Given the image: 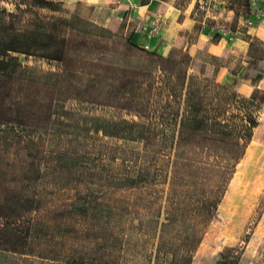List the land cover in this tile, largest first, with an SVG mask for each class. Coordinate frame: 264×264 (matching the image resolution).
Here are the masks:
<instances>
[{
  "label": "trees",
  "instance_id": "1",
  "mask_svg": "<svg viewBox=\"0 0 264 264\" xmlns=\"http://www.w3.org/2000/svg\"><path fill=\"white\" fill-rule=\"evenodd\" d=\"M33 6L52 9L48 0H22L14 12L0 8V252L29 256L41 249L38 256L44 259L64 257L41 246L91 231L90 226L71 229L70 220L88 221L109 193L137 191L139 206L148 205L146 189L164 183L166 204L157 209L149 200L148 221L139 222L147 230L148 223L157 221L152 229L159 243L151 264H168L163 249L173 253L169 264H189L198 230L174 252L163 248V234L179 218L188 225L182 206L187 202L191 216L204 221L216 216L259 125L257 115L242 109L249 100L227 85L189 75L179 62L161 55L166 65L159 68L160 86L155 72L106 65L102 58L80 57L85 65L73 68L72 21L46 17ZM95 43L81 45L105 47ZM16 54L58 61L63 68L57 72L24 65ZM106 107L136 118L98 112ZM51 185L56 189L49 190ZM103 207L101 217H93L101 219L98 239L103 243L95 245L104 253L91 263L119 264L106 254L123 249L112 224L113 215L123 213L111 204ZM163 211L168 218L161 222ZM221 255L217 264H239L235 247H226Z\"/></svg>",
  "mask_w": 264,
  "mask_h": 264
},
{
  "label": "rangeland",
  "instance_id": "2",
  "mask_svg": "<svg viewBox=\"0 0 264 264\" xmlns=\"http://www.w3.org/2000/svg\"><path fill=\"white\" fill-rule=\"evenodd\" d=\"M234 1L238 4V0ZM21 2L22 0H0V8L14 12ZM49 2L52 9H39L35 6L33 8L39 10L46 17L66 18L72 21L73 27L76 28V30L69 29V36L73 40V46L69 50L71 58H73V61L70 62L71 67L78 69L81 65H85L80 57L84 61L102 58L106 65L155 72L158 76L157 84L162 85L163 80L159 68L164 67L166 63L160 60V55L131 44L122 23H113L111 26L105 27L110 31L105 34L95 27L104 26L91 21L98 15L95 8L73 1L56 0ZM233 7L235 9V6ZM96 41L101 42L105 47L102 49L91 47L96 44ZM85 43L91 46L83 48L82 45ZM254 46L259 48V45L255 44ZM77 48H80L81 51H77ZM184 48L183 42L178 41L170 55L165 58L179 62L184 70H188L189 75L207 77L211 81H216L213 75L209 74L210 69L208 66L202 62L195 63L192 55ZM16 56L24 65L35 66L43 70L58 72L63 68V64L58 61L23 54H16ZM238 82L229 86L232 92H238ZM254 97L255 100L247 98L250 104L242 109L245 112H252L257 115L259 125L254 130L253 139L246 152L247 155L238 165L236 173L222 195L216 216L207 221L201 220L197 216H191L189 213L191 203L187 202L188 204H182V206L186 212V217L183 220H187L188 225L183 224L182 218H179L177 225L170 228V232L167 231L163 234L166 241L163 248L167 251H173L172 248H178L181 240L189 238L188 236L191 235L193 229L194 231L198 230L196 242L194 241V244H192L191 254L193 255H191L192 258L189 264H217L221 259L222 251L226 247H235L239 251V264H264V90L257 89ZM98 112L108 117L136 118L125 110L113 107L100 108ZM119 142L122 143V141ZM50 179L52 180V177ZM48 188L49 190L56 189L53 185L48 186ZM182 188L187 189L186 187ZM86 191L83 189L84 193ZM167 191L168 185L164 183L151 184L143 196L144 200H147L144 204L148 205L141 206H139L140 202L138 201L140 200V194L137 191L126 190L114 194L109 193L102 201V207L91 212V218L88 221L83 217H79L70 220L68 223L73 230H85L86 227L90 226L91 231H85L81 236H76V233H73L63 244L57 245L52 242L50 246H41V248H48V250L55 248V250L63 252L64 257L44 259L38 256L43 255L40 253L41 249L35 251L34 255L29 256L0 252V264H92V258L96 257L98 259L104 253L99 251L98 248L99 243H103L102 240L99 241L100 239H98L101 237L99 230L102 224L101 219L94 218L93 214L101 217L102 209L104 210L103 206L107 209L108 204L113 205L117 211L123 213L116 212L112 219V224L117 226L115 237L119 240V244H123V249L109 252L110 254H106V258L116 260L119 264H151L159 243V236L155 229H152L157 226V221L154 226L148 223L147 230L142 229L139 222L148 221L149 214L145 206L151 205L148 203L149 200H153L151 202L154 203V208L157 209H159L161 203L166 204ZM166 218H168L167 213L163 211L161 222L165 221ZM135 224L139 226L138 229L134 227ZM93 226H96V229ZM96 240H98L97 243ZM69 256L77 258V261H69L67 259ZM82 256L86 258V262H83ZM161 257L169 264L173 260V253L164 254L163 249Z\"/></svg>",
  "mask_w": 264,
  "mask_h": 264
},
{
  "label": "crops",
  "instance_id": "3",
  "mask_svg": "<svg viewBox=\"0 0 264 264\" xmlns=\"http://www.w3.org/2000/svg\"><path fill=\"white\" fill-rule=\"evenodd\" d=\"M70 1L95 8L98 15L91 21L99 25L122 23L133 45L144 48L148 44L150 52L163 57L182 41L194 62L205 63L216 82L230 86L239 80L237 91L242 97L251 98L257 89L264 90V21L250 14L255 7L264 11V0H238L235 9L210 16L197 9L198 0ZM242 13L250 14L254 21H246ZM157 19L158 31L151 35ZM226 22L233 39L216 28Z\"/></svg>",
  "mask_w": 264,
  "mask_h": 264
},
{
  "label": "built area",
  "instance_id": "4",
  "mask_svg": "<svg viewBox=\"0 0 264 264\" xmlns=\"http://www.w3.org/2000/svg\"><path fill=\"white\" fill-rule=\"evenodd\" d=\"M48 1H56V0H48ZM68 1V0H63ZM235 1L234 0H198L197 1V9L201 12H203L205 15L210 16L218 12L226 11V10H232L234 9ZM250 14L255 18V20L262 22L264 21V11L260 7H255L250 10ZM250 14L242 13L241 17L245 19L246 21H254L252 20V16L250 18ZM155 26L150 31L151 35H154L158 31L159 27V20L154 21ZM218 29V32H220L223 35H232L230 36V39H233V31L229 26V23H222L218 26H216ZM144 49H147V51L150 50V46L147 44L144 46Z\"/></svg>",
  "mask_w": 264,
  "mask_h": 264
}]
</instances>
